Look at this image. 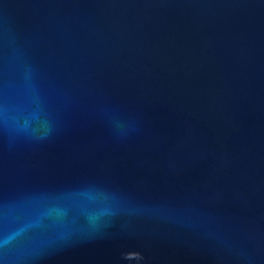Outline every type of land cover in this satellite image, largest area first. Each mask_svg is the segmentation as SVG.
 <instances>
[{
  "label": "water",
  "instance_id": "95a60500",
  "mask_svg": "<svg viewBox=\"0 0 264 264\" xmlns=\"http://www.w3.org/2000/svg\"><path fill=\"white\" fill-rule=\"evenodd\" d=\"M0 264H264V0H0Z\"/></svg>",
  "mask_w": 264,
  "mask_h": 264
}]
</instances>
